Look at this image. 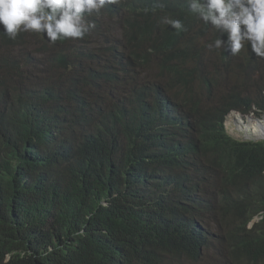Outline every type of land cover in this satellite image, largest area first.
Masks as SVG:
<instances>
[{
	"label": "trees",
	"instance_id": "trees-1",
	"mask_svg": "<svg viewBox=\"0 0 264 264\" xmlns=\"http://www.w3.org/2000/svg\"><path fill=\"white\" fill-rule=\"evenodd\" d=\"M140 3L139 18L122 24L128 48L150 35L154 42L164 36L155 13ZM118 14L119 8H106L92 16L118 24ZM179 19L186 30H174L173 43L180 48L198 21ZM97 28L73 44L52 46L63 80L43 78L34 87V60L21 67L19 58L9 65L0 57V264H152L196 220L218 225L215 238L222 247L228 244L236 264H264V142L236 140L225 128L233 109L248 113L255 106L261 116L264 95H244L241 75L229 78L226 91L217 74L191 91L190 74L176 83L179 69L159 65L163 83L154 91L160 97L154 106V97L134 88L143 71L139 60L129 84L120 75L130 71L129 63L116 71L99 59L101 54L113 61L114 52L127 49L122 41L98 48L100 40L113 39L110 29ZM185 48L191 49L189 43ZM100 64V81L112 86L114 104L91 101L89 84L100 78ZM154 66L149 60L146 70ZM127 87L130 97L129 90L121 94ZM166 93L181 98L183 107ZM204 97L218 99L207 107ZM241 120L253 138H264L262 127ZM211 176L214 203L198 198Z\"/></svg>",
	"mask_w": 264,
	"mask_h": 264
},
{
	"label": "clouds",
	"instance_id": "clouds-1",
	"mask_svg": "<svg viewBox=\"0 0 264 264\" xmlns=\"http://www.w3.org/2000/svg\"><path fill=\"white\" fill-rule=\"evenodd\" d=\"M137 1L0 0V57H3L11 65L15 58L20 60L25 58L28 46H33L45 58L46 53L53 51L52 46L60 48L65 44H73L83 39L88 33L93 35L92 29L96 25L98 28L101 26L104 28L105 23L116 25L112 23L110 17L92 16L106 8L120 9V14L115 18L117 19L116 23L119 22L118 24L122 25L127 18L133 22L134 18H139L137 8L141 6L136 4ZM139 2L155 13L157 32H164V36L154 42L150 35L149 40L143 43H139L137 40V43L131 48H128L125 43L127 50L120 48L114 52L113 61H110L106 55L98 53L99 59H102L103 63H108L109 66L112 65L116 71L121 70L122 66L128 63L130 64L128 68L130 71L127 74L120 73L123 80L131 83V75L136 68L134 60L137 59L141 62L143 71L137 76L134 88L143 89L149 93L150 97L160 98L159 94L154 92L155 89L160 90L159 87H162L163 83V77L158 79L159 65L168 67L173 65L174 68L179 69L176 83L181 79L183 73L190 74L193 79L189 88L191 91L197 89L198 85L209 78L211 74H217L221 78L219 82L222 89V83H225L224 87H231L229 78L236 80L241 75L243 84L239 85L245 89L248 86L244 85L246 77L249 79L251 74L261 75L254 85L255 96L253 98L258 99V96L264 95V0H156V2L149 0V6L145 0H139ZM182 16L191 17L198 22L190 36H183V42L179 48V45L176 46L173 43V31L186 30L183 21L179 19ZM121 29L123 28L121 27ZM215 32L218 35L213 40ZM138 38L140 40L139 36ZM109 42L112 45L116 43ZM186 43H189L191 49L185 48ZM16 44L18 48L11 51L10 47ZM42 46L47 47L45 52L41 51ZM89 48L91 49V46ZM164 57H167L168 60L165 63L160 62L159 60ZM251 57L254 61H260L262 64L256 65ZM149 60L154 65H158L154 66L153 71L146 70ZM101 64L96 71L100 74V78L89 84L95 94V96L91 95L93 97L91 101L98 102L99 99L106 98L109 103L111 100L114 104L117 96L110 90L112 86L100 81L103 71H105L101 68ZM235 66L239 68V72ZM83 72L84 78L91 74L85 68ZM92 79L93 77L89 79L88 76L86 80L91 81ZM175 84H171V86ZM80 87L82 86L80 85ZM127 89L128 87L122 90V96ZM167 93L170 102L182 106L181 98H174L172 94ZM244 95L249 96V94ZM130 96L132 94L129 90ZM158 103L155 98L154 106ZM256 110L254 106L253 110L248 113L237 109L229 111L225 115V128L229 119L238 127L237 116H240L246 123H253L264 130V112L258 116L255 113ZM239 141L264 142V138L245 137V141ZM207 157L206 160L210 161V155ZM257 220L254 219L249 224V228ZM184 229L186 232L180 237V240L177 239L176 246L162 251L152 264H236V260L228 249V244L224 247L218 244L215 238L216 226L209 227L196 220Z\"/></svg>",
	"mask_w": 264,
	"mask_h": 264
},
{
	"label": "rangeland",
	"instance_id": "rangeland-1",
	"mask_svg": "<svg viewBox=\"0 0 264 264\" xmlns=\"http://www.w3.org/2000/svg\"><path fill=\"white\" fill-rule=\"evenodd\" d=\"M120 20H122V19H120ZM103 26L107 27L108 29L111 30V32L108 33V35H110L111 39H113V41H111L112 43L117 42V41H122L124 43L128 42L129 38L125 37L126 34H124V29H125L124 26H122L120 24L109 25L107 23H105ZM121 27L123 29H121ZM97 45H99V46H97L98 48H103V49L108 50L112 44H108L107 42L100 41L97 43ZM54 55L55 54L53 51H49L48 53L45 54V58H44V57H42V54H39L36 51L35 47L28 46V48L25 52V58L21 59V63H22V67H24V64L27 63V60H34L38 64V69H36V71H33L31 73L32 78L37 77L35 79L36 81H34V87L40 85L42 83L41 80L43 78H46V81H54L55 80V82L60 80V79L63 80V78H65V76H66L65 71L60 66H58L57 64L54 63V59H55ZM39 74H41V75H39ZM20 75L22 77V74H20ZM24 76H27L26 72H24L23 77ZM260 78H261V75L255 76V75L251 74L249 76L248 86L245 89H242L243 92H245V94L255 96L254 85ZM222 85H223V90H227L229 88L228 86L224 87L225 83H222ZM127 90H125L124 94L126 93ZM217 99H218V97L209 101L204 97L203 103L205 106L209 107V106L214 105L217 102ZM237 123H238L239 128L236 127L232 123L231 119H229L226 122V129H227V132L230 135V137L232 136L235 139L243 140V141H245V137L246 138H253V136L250 133H248V131H246L245 126H244L240 116H237ZM215 182H216V179L211 176V180H210L209 184L207 185V188H205V190H203V188H201L202 192L198 198L201 200L207 199L210 201V203H214L213 199H215V196H214L213 185L215 184ZM211 185H212V187H211ZM216 226L218 228L217 224H216Z\"/></svg>",
	"mask_w": 264,
	"mask_h": 264
},
{
	"label": "bare ground",
	"instance_id": "bare-ground-1",
	"mask_svg": "<svg viewBox=\"0 0 264 264\" xmlns=\"http://www.w3.org/2000/svg\"><path fill=\"white\" fill-rule=\"evenodd\" d=\"M246 131H247V130H246ZM257 138H262V137H260V136H256L255 139H257Z\"/></svg>",
	"mask_w": 264,
	"mask_h": 264
}]
</instances>
